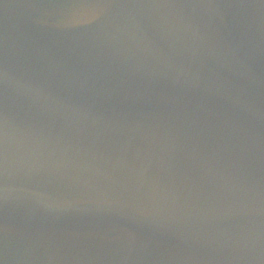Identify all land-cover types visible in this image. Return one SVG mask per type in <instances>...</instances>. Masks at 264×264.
Masks as SVG:
<instances>
[{"label":"water","instance_id":"1","mask_svg":"<svg viewBox=\"0 0 264 264\" xmlns=\"http://www.w3.org/2000/svg\"><path fill=\"white\" fill-rule=\"evenodd\" d=\"M0 264H264V0H0Z\"/></svg>","mask_w":264,"mask_h":264}]
</instances>
